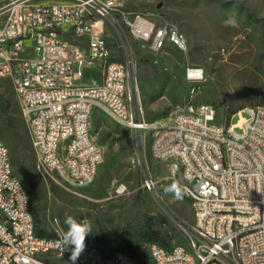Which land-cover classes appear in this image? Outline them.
<instances>
[{"label": "built area", "instance_id": "obj_1", "mask_svg": "<svg viewBox=\"0 0 264 264\" xmlns=\"http://www.w3.org/2000/svg\"><path fill=\"white\" fill-rule=\"evenodd\" d=\"M137 1L0 0V80L9 81L30 126L38 175L82 188V180H90V185L95 181L104 161L103 148L94 137L84 136L87 112L101 111L94 101L74 104V90L101 92L130 115L135 129L153 130L143 103L142 112L132 107V94H139V86L121 28H128L142 48L152 51L168 44L186 51L188 40L185 33L176 32L161 42L162 33L173 24L136 9ZM110 29L126 48L124 60L111 53ZM27 40L31 42L26 44ZM190 77L203 78L204 69L187 66L186 78ZM172 111L183 115V131L172 136L171 112L165 138L155 143L152 155L168 165L166 176L191 200L195 220L187 227L186 242L199 244L212 264H264V105L245 106L249 114L236 124H231L232 116L218 120L215 105L208 102L185 100ZM196 123H203V130H196L187 168L196 183L179 181L183 140ZM67 131H78V140L67 141V151L57 153L58 141L65 140ZM170 145H177V159H170ZM208 150H215L216 158H208ZM229 152L238 153V160H229ZM201 158L210 159V168L196 171ZM56 164H63V173H56ZM212 166H219V174H212ZM203 178H210V187H203ZM156 182L149 172L144 185L150 188ZM127 191L124 182L117 184V193ZM32 206L28 188L14 172L9 147L0 138V264L68 260L69 253L56 247L65 231L50 238L37 234ZM255 225H262V232H255ZM233 237H241L238 254H230ZM85 243L77 264H130L129 258L106 257L98 244ZM149 259L147 264H196L185 251L169 255L153 247Z\"/></svg>", "mask_w": 264, "mask_h": 264}, {"label": "rangeland", "instance_id": "obj_2", "mask_svg": "<svg viewBox=\"0 0 264 264\" xmlns=\"http://www.w3.org/2000/svg\"><path fill=\"white\" fill-rule=\"evenodd\" d=\"M134 7L173 24L188 40L186 51L171 44L152 51L142 48L122 26L147 119L166 122L176 103L191 100L214 104L218 120L232 116L231 124H236L249 113L230 115V109L264 105V0H140ZM108 45L114 58L124 60L126 48L113 29ZM189 65L203 68L204 77L196 82L187 79ZM0 96L8 101L6 109L0 108V138L9 147L15 174L29 190L40 228L60 233L67 229L66 216L87 219L93 233L86 242L110 251L126 252L129 247L140 246L147 262L151 242L143 229L157 231L158 241L167 247L186 242L187 227L195 220L194 210L181 191L176 198L166 190L173 185L166 176L168 165L152 155L150 134L133 132L96 111L91 132L105 158L91 185L73 187L36 173L30 126L8 80H0ZM235 130L241 132L240 127ZM179 165L178 161V178ZM149 172L157 181L150 188L144 185ZM119 182L127 185L126 193L116 192ZM63 260L61 263L67 264L68 260Z\"/></svg>", "mask_w": 264, "mask_h": 264}, {"label": "bare ground", "instance_id": "obj_3", "mask_svg": "<svg viewBox=\"0 0 264 264\" xmlns=\"http://www.w3.org/2000/svg\"><path fill=\"white\" fill-rule=\"evenodd\" d=\"M176 32H181L178 28L168 27V33H162L161 42H168L169 36H176ZM193 82L199 81L202 78L190 77L187 78ZM83 101H94L97 110H100L119 124L125 126L127 129L137 132L150 134L153 138L152 151L155 149V143L165 138V129L170 120L162 122V120L153 121V130L147 128H136L131 125V117L128 113H123L115 102L106 101V97L97 90H87L85 93L81 90H74V104H81ZM132 107L134 112H142V102L139 100V94H132ZM245 111V107L240 109L238 114ZM94 112H87L86 121H84V136L93 137L91 132V118ZM196 130H203V123H196V129H189V136L183 140V151L179 158V166L181 175L179 181H188L189 183H196V176H189L187 171L188 163L192 160L193 149L197 142ZM172 136H180L183 131V115H179V111H174L171 118ZM78 140V131L65 132V140H59L57 144V153H64L67 151V141ZM177 159V145H170V159ZM208 158H216L215 150H208ZM201 158V162H196V171H203V168H210V159ZM229 160H238V153L229 152ZM56 173H63V164H56ZM179 172L177 171V177ZM212 174H219V166H212ZM90 180H82V186H89ZM203 187H210V178H203ZM255 232H262V225H255ZM149 245V257L152 256V247L162 250V253H169V255H177L179 250L190 253L196 258V264H212V260H206V251L197 243L173 244L169 247L160 244L159 242H151ZM239 247H241V237H233V244L230 245V254H238ZM119 254L122 257L129 258L130 264H147L135 260L129 253L122 250H106V257H117Z\"/></svg>", "mask_w": 264, "mask_h": 264}, {"label": "clouds", "instance_id": "obj_4", "mask_svg": "<svg viewBox=\"0 0 264 264\" xmlns=\"http://www.w3.org/2000/svg\"><path fill=\"white\" fill-rule=\"evenodd\" d=\"M231 24L232 26H236L235 21H232ZM166 190L174 193L176 198H180V189L176 184L169 186ZM64 223L67 229L63 235L57 239L56 247L60 249L63 254L65 252L69 253L68 262H70V264H77V261L86 249V238L93 233L92 225L87 219L78 221L72 216H66Z\"/></svg>", "mask_w": 264, "mask_h": 264}, {"label": "trees", "instance_id": "obj_5", "mask_svg": "<svg viewBox=\"0 0 264 264\" xmlns=\"http://www.w3.org/2000/svg\"><path fill=\"white\" fill-rule=\"evenodd\" d=\"M7 106H8V101L6 99H3V97L0 96V108L2 110H4V109H6ZM240 109L241 108L234 107V108L230 109L229 114L233 115L236 112H238ZM32 209H33V212L35 214V219L37 222V225H36L37 234H39L40 236L49 237V238L56 236L55 231L48 232L47 230L39 227L37 213H36V209H35L34 205L32 206ZM143 232L147 235L146 239L149 240L150 242L160 240V238L157 235V231H155L151 228H145V229H143ZM158 242H160V241H158ZM161 244L164 246H168L164 243H161ZM126 250H127L126 252L129 253L135 260L142 262V263H148L147 261H144L145 251L140 246H136L134 248L129 247Z\"/></svg>", "mask_w": 264, "mask_h": 264}, {"label": "water", "instance_id": "obj_6", "mask_svg": "<svg viewBox=\"0 0 264 264\" xmlns=\"http://www.w3.org/2000/svg\"><path fill=\"white\" fill-rule=\"evenodd\" d=\"M162 6V3L158 4V7H161Z\"/></svg>", "mask_w": 264, "mask_h": 264}]
</instances>
